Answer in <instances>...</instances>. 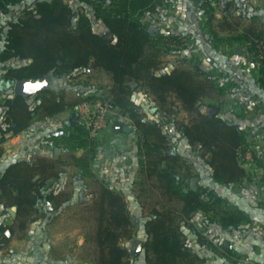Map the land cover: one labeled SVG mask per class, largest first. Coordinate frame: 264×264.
<instances>
[{
    "label": "trees",
    "instance_id": "16d2710c",
    "mask_svg": "<svg viewBox=\"0 0 264 264\" xmlns=\"http://www.w3.org/2000/svg\"><path fill=\"white\" fill-rule=\"evenodd\" d=\"M25 1L0 0V14L8 15ZM74 1L78 8L66 0H33L31 6L2 27L0 158L6 134L18 135L30 127L35 117L54 116L73 104L63 90L55 87L44 88L34 97L25 98L14 96L12 89L1 85L2 81L43 76L57 81L86 72L92 78L105 76L110 80L107 100L130 117L139 136V166L149 179L155 180L157 189L168 199L182 203V207L179 216L172 209L152 211L144 221L142 252L134 257L126 243L135 236L129 203L122 192L98 182L88 207L95 219L92 235L86 237L91 262L135 264L142 256L144 264H197L205 258L195 247L221 253L225 262H230L236 255L231 244L214 245L194 226L190 228L192 233H187L185 224L193 213H208L222 199L206 184H200L197 189L184 187V177L176 171L181 155L177 149H171L166 127L174 130L179 141H185L210 169L208 177L212 183L229 189L248 178L249 173L241 162L248 150L264 169L262 155L256 152L240 123L231 122L217 112L210 114L202 110L203 98L212 90L220 94L238 90L237 78L220 68L225 67L226 49L235 42L246 46L257 61V82L264 90V30L256 23L260 14L250 0H230V13L250 19V24L239 32L240 21L233 25L224 16L218 20V27L221 31L229 30L230 34L223 36L213 23L216 0H186L195 12L196 24L188 33H177L167 28L151 29L143 19L168 7L172 0ZM96 20L103 23L105 33L95 29ZM192 41L209 55L213 68L205 70L197 58L193 69L180 64L164 70L165 57L186 51L187 42ZM194 60L192 57L188 61ZM14 61L21 63L13 64ZM140 89L151 98L150 113L157 118L147 119L149 112L134 98ZM179 109L189 116L187 121L178 119ZM72 127L82 132V143L95 145L84 126L72 124ZM261 130L264 131V125ZM61 178L58 161L47 157L12 161L0 173V206L3 207L0 250L7 249L14 238H25L41 213L46 219L52 208H61L69 202L74 193L59 189L57 184ZM226 200L229 205L222 216L225 229L240 230L251 224L252 212L246 208L249 204Z\"/></svg>",
    "mask_w": 264,
    "mask_h": 264
},
{
    "label": "rangeland",
    "instance_id": "374dc122",
    "mask_svg": "<svg viewBox=\"0 0 264 264\" xmlns=\"http://www.w3.org/2000/svg\"><path fill=\"white\" fill-rule=\"evenodd\" d=\"M66 1L78 8V4L74 0ZM229 1L216 0L214 2L216 19L213 23L223 36L227 35L228 32L225 33V31L219 29L218 20H222L224 16L233 25L240 21L238 30H242L250 24V22L239 18L240 14L230 13L228 8ZM251 1L264 6V0ZM32 3L33 0H27L22 5L15 6L8 15L0 14V32L8 20L18 17L24 8L31 6ZM188 3L186 0H172L168 7L161 9L157 13L148 14L143 19L150 25L151 29L167 28L177 33H188L195 23V12L190 10L192 7ZM190 4H193V2H190ZM262 19L257 20L256 23L260 29L264 30V21ZM94 26L98 32H106V28L101 21L96 20ZM203 44L204 41L201 44L202 48H204ZM187 46L186 51L180 50L167 55L164 59L163 69L169 70L172 66L180 64L193 69L197 58L201 60L205 70L208 71L213 68L209 55L199 49L198 43H194V41L187 42ZM192 57L195 62L192 61L191 63L188 60ZM185 58L188 60L185 61ZM19 63L21 62H13V64ZM220 68L225 71V67L221 66ZM220 68L218 69L219 71ZM48 80L47 87L58 88V91L63 90L66 99L73 103L68 109L54 116L48 118L35 117L36 123L41 129L37 132V139L48 142V146L45 144L41 147L39 146L37 150L32 152L31 158L47 157L58 161V169L62 173V178L58 181L57 186H60L59 189L66 193H74L69 202H66L61 208L55 210L52 208L47 216L48 218L45 219L48 221V225L45 230L43 229V234L52 239L51 251L55 255L57 253H65L66 256L70 253V255L73 254L72 256L76 255L83 260L91 262L90 251L87 250L89 246L86 243V237L92 235L95 219L88 207L92 202V193L97 190V183L103 182L111 188L122 192L129 203L135 225V236L126 243L133 254L136 247L140 243L142 244L145 239L144 221L152 215V211L154 209L159 211L172 209L179 216L182 203L168 199L157 189L155 180L149 179L146 171H143L141 166H139L140 152H138L137 148L139 136L134 130L130 117L123 113L120 108L111 105L107 100L106 97L110 92V80L107 77L92 78L89 72H86L79 73L75 77L61 78L57 81L48 77ZM134 96L136 101L141 103L149 112L147 119L157 118L156 115L150 113V107L153 104L149 96L144 94L141 89ZM85 101L108 103L111 107L116 108L112 113L115 116L113 122L115 124L121 122L132 125L133 131L129 136H124V139L119 144H115L111 140L114 138V133L118 131L114 128L115 124L114 126L110 124L99 139L93 140L89 137L95 145L82 143L84 139L82 132L76 131L72 124L82 125L86 128L84 124L80 123L78 115L76 117L73 116L79 104ZM244 101L245 96L242 93L241 95L220 94L218 90H212L209 95L203 98L202 110L210 114L217 112L223 117L231 118L233 120L231 122H236L240 121L236 113L239 112ZM250 107L253 106L251 105ZM250 113H248L247 119L249 122H243L245 125L243 127L246 128L247 125L251 124L250 128H248L250 141L252 144L262 145L260 153H264V132L260 131L261 123L253 119ZM177 117L181 121L189 119V116L182 109L177 110ZM166 128L171 137V149H177L181 155L180 161L176 163V171L184 177V187L186 189H197L200 184H206L208 187L210 186V189L214 188L217 195L222 199L220 205H217L216 208L208 213H193L187 224H185L187 233L190 235L192 233L190 228L194 226L205 233L213 241L214 245H225L227 240H225V227L222 224V216L225 213V207L229 205L226 199L230 203L263 204L264 169L255 163L256 167H251L248 159H242L241 162L245 168L247 167L246 170L249 173V177L240 184L226 189L224 186L211 182L210 177H208L210 169L202 163L197 154L191 151L185 141H179L173 133L174 130L170 131L168 127ZM106 139L110 141L107 143ZM196 148L194 149L196 150ZM74 156L82 159L79 161L75 160ZM252 158L254 157L252 156ZM40 216L44 217V213H41ZM178 219L180 220V217ZM81 237L84 238V244L79 247L77 241ZM195 248L205 258V260H199L197 264H225V257H222L221 253L215 254L207 252L200 247ZM220 252L224 253V250L220 249ZM140 258V260L136 259L137 262L135 264H144L143 257L141 256ZM59 259L64 258L60 257Z\"/></svg>",
    "mask_w": 264,
    "mask_h": 264
},
{
    "label": "crops",
    "instance_id": "0c3cea01",
    "mask_svg": "<svg viewBox=\"0 0 264 264\" xmlns=\"http://www.w3.org/2000/svg\"><path fill=\"white\" fill-rule=\"evenodd\" d=\"M251 2L253 3V1ZM253 6L260 14V19L263 18L262 20L264 21V6L258 3H253ZM244 20L250 22L248 18H244ZM242 30L238 31L241 32ZM226 32H228L227 35L230 34L229 30H225V33ZM226 51L228 52L225 53V71L231 74V77L237 78L236 80L239 82V85L237 84L238 90H229L227 94L241 95L242 93L245 96V101L241 105L239 112L236 113L240 121L236 122L243 126V122H249V120H247L248 113L251 112L250 114L253 116V119L258 120L262 127L264 125V90L257 82L259 77L257 61L249 54L246 46L237 42L230 48H227ZM251 105L253 107H250ZM225 118L229 121H233L227 116H225ZM36 122L34 118L30 127L18 135L13 136L11 132L6 134L7 140L1 144L3 154L0 158V173H2L12 161L20 159L33 160L31 158L33 151L44 144L48 146V142L44 141V143L37 139V132L41 129ZM250 126L251 124L246 126L245 129L247 132ZM129 135V133L124 131L115 132L114 138L111 141H114L115 144H119L124 139V136ZM34 137L35 139H33ZM109 141L110 140L106 139L107 143ZM253 145L256 152L260 153V151H262V145L259 146L255 143H253ZM260 154L264 155L263 152ZM45 155L47 156V154ZM248 163L251 167L254 166V168L256 165L258 166L254 158L249 160ZM254 163L256 165H254ZM246 208L252 212L251 224L244 226L240 230L225 229V240H227L225 242L228 245L231 244L236 254L235 256L233 255L234 257L230 262L226 261L225 264H264V203H250ZM2 209L3 207L0 206V211ZM11 212L13 213V211ZM47 225L48 221L43 217L40 216L36 219L31 224L28 235L25 238H14L7 249L0 250V264H93L92 262L83 260L79 256H72L73 254L70 255V253L66 256L65 253H57V255H55L54 252L51 251L52 239L43 234ZM77 242L79 247L82 246V244H84V238H79ZM60 257H63L65 260L59 259Z\"/></svg>",
    "mask_w": 264,
    "mask_h": 264
},
{
    "label": "built area",
    "instance_id": "2783aa9c",
    "mask_svg": "<svg viewBox=\"0 0 264 264\" xmlns=\"http://www.w3.org/2000/svg\"><path fill=\"white\" fill-rule=\"evenodd\" d=\"M117 108V107H116ZM108 103L96 101H85L76 108V114L79 117L80 123L84 124L89 131V136L93 140L102 137V133L112 124L114 126L113 111L116 109ZM253 153L251 150L246 152L244 159L251 160Z\"/></svg>",
    "mask_w": 264,
    "mask_h": 264
},
{
    "label": "water",
    "instance_id": "95a60500",
    "mask_svg": "<svg viewBox=\"0 0 264 264\" xmlns=\"http://www.w3.org/2000/svg\"><path fill=\"white\" fill-rule=\"evenodd\" d=\"M49 80L48 76H43L42 78L38 79H31V78H23L17 80H11L9 82L2 81V86H8L10 89L13 90L14 96H23L25 98H29L35 94H37L42 89L48 86ZM74 117L77 116L76 113L73 115ZM115 130L118 132H126L131 133L133 131L132 125H125L124 123L117 122L115 124ZM262 159L264 161V155H262ZM14 213V212H13ZM142 244L140 243L133 252L134 256H137L141 251Z\"/></svg>",
    "mask_w": 264,
    "mask_h": 264
}]
</instances>
